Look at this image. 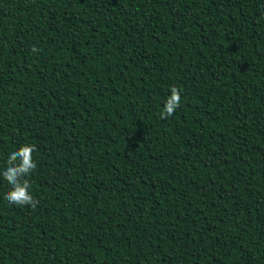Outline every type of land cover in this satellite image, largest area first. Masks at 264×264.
Segmentation results:
<instances>
[{"label":"trees","instance_id":"trees-1","mask_svg":"<svg viewBox=\"0 0 264 264\" xmlns=\"http://www.w3.org/2000/svg\"><path fill=\"white\" fill-rule=\"evenodd\" d=\"M24 144L0 264H264V0H0V172Z\"/></svg>","mask_w":264,"mask_h":264},{"label":"clouds","instance_id":"clouds-1","mask_svg":"<svg viewBox=\"0 0 264 264\" xmlns=\"http://www.w3.org/2000/svg\"><path fill=\"white\" fill-rule=\"evenodd\" d=\"M32 51L36 52L37 49L33 47ZM170 92L171 95L165 102L163 111L160 113L161 119L171 117L174 115L176 109L180 107L181 90L173 86ZM34 151H36V146L32 144H24L18 149L13 150L8 156L7 167L0 172L3 179L11 186L5 198L12 204L35 207L38 203V200L31 194V184L29 180L26 179L37 167L32 155Z\"/></svg>","mask_w":264,"mask_h":264}]
</instances>
